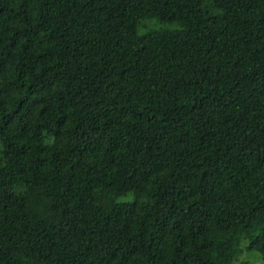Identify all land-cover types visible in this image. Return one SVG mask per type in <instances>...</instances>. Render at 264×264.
Listing matches in <instances>:
<instances>
[{"label": "trees", "instance_id": "16d2710c", "mask_svg": "<svg viewBox=\"0 0 264 264\" xmlns=\"http://www.w3.org/2000/svg\"><path fill=\"white\" fill-rule=\"evenodd\" d=\"M242 251L264 264V0H0V264Z\"/></svg>", "mask_w": 264, "mask_h": 264}, {"label": "rangeland", "instance_id": "374dc122", "mask_svg": "<svg viewBox=\"0 0 264 264\" xmlns=\"http://www.w3.org/2000/svg\"><path fill=\"white\" fill-rule=\"evenodd\" d=\"M244 262H247L248 264H263L256 253L242 251L235 264H242Z\"/></svg>", "mask_w": 264, "mask_h": 264}]
</instances>
